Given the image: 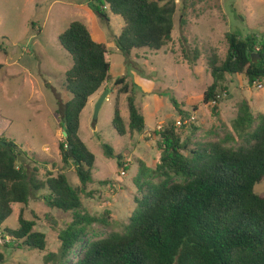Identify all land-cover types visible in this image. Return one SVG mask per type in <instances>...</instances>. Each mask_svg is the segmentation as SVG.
Wrapping results in <instances>:
<instances>
[{"label": "trees", "instance_id": "1", "mask_svg": "<svg viewBox=\"0 0 264 264\" xmlns=\"http://www.w3.org/2000/svg\"><path fill=\"white\" fill-rule=\"evenodd\" d=\"M89 7L103 17L107 8L122 16L124 25L117 46L124 55L142 48L158 51L173 39L175 2L90 0ZM227 39L226 58L221 61L213 54L208 60L213 82L204 93V102L214 104V113L221 103V91L226 90L227 77L245 75L250 85L264 82V37L230 32ZM59 41L74 60L65 75L72 98L61 103L59 110L60 127L67 133L59 144L64 165L57 175L50 171L41 179L39 167L30 165L39 161H31L14 139L0 137L16 155L0 145V264L6 261L2 249L15 248L13 244L18 249L47 251L46 230L38 229V221L25 216L32 195L42 190H47L43 198L51 209L45 219L60 242L57 251L44 255L45 264H264V197L255 188L264 179V113H254L250 100L244 98L238 103L233 129L202 142L195 139L201 127L195 125L182 103L171 97L181 126L167 121L154 131L158 136L157 164L150 167L139 160L133 179L139 195L129 220H114L109 210L93 215L86 209L82 194L96 199L101 193L89 190L94 183L96 156L79 131L90 97L111 79L108 45L96 41L81 21L71 22ZM184 53L191 63L200 57L197 50L194 58ZM253 53L260 55L257 61ZM3 68L0 64V71ZM114 85L117 97L113 125L118 134L145 133L146 118L130 83L120 77ZM122 94H128V122L122 115ZM182 126L190 130L186 137L180 132ZM103 149L106 157L116 158L119 167L129 170L123 155L117 154L112 145L103 143ZM18 155L27 162L22 163ZM70 164L80 180L78 186L67 176L65 166ZM57 167L52 163L53 169ZM14 204L23 205L18 228L4 226L14 212ZM52 210L70 213L71 221L60 226ZM99 228L108 231L88 242L74 259L83 238Z\"/></svg>", "mask_w": 264, "mask_h": 264}, {"label": "rangeland", "instance_id": "2", "mask_svg": "<svg viewBox=\"0 0 264 264\" xmlns=\"http://www.w3.org/2000/svg\"><path fill=\"white\" fill-rule=\"evenodd\" d=\"M89 1L0 0V64L4 65L0 71V137L14 139L31 161H39L37 165L30 162L31 167H39V178L45 179L50 171L58 174L64 165L59 144L65 137L59 110L61 103L72 98L65 75L74 64L59 35L73 21L85 23L96 41L108 45L111 79L90 97L81 116L79 134L96 156L94 183L89 185V190L101 192L96 199H87L82 194V200L93 215L109 210L114 220L128 221L139 195L133 180L138 174L139 160L150 167L157 164L158 136L154 131L167 121L181 126L171 97L182 103L195 125L201 127L195 139L202 142L233 129L238 103L244 98L250 100L254 113H264V82L250 85L245 75L227 77L217 113L212 111L213 103L204 102V93L213 82L209 57L217 54L221 61L226 58L227 34L264 37V0H155L176 4L173 39L161 50L135 49L130 55H124L117 46L124 25L122 16L107 8V16L103 17L89 7ZM196 50L200 57L191 63L184 52L194 58ZM120 77L130 83L136 103L145 115L148 129L143 134L120 136L113 125L117 97L114 84ZM106 89L109 97L95 118L97 102ZM121 110L128 122V94L121 95ZM180 132L186 137L190 130L182 126ZM103 143L112 145L117 154L123 155L129 170L119 167L116 158L105 156ZM42 162L49 164L42 165ZM52 163L58 167L53 169ZM65 167L72 184L80 185L73 165ZM255 188L264 197V179ZM46 194L47 190H42L32 195L25 216L36 219L37 228L46 230L47 251L18 249L13 244L15 248L2 249L5 264H45L44 255L58 250V233L51 230L45 219L51 211L43 198ZM22 207L14 204V212L4 226L19 227ZM52 213L60 226L72 219L70 213L60 210ZM107 231L99 228L86 235L74 259L88 242Z\"/></svg>", "mask_w": 264, "mask_h": 264}, {"label": "water", "instance_id": "3", "mask_svg": "<svg viewBox=\"0 0 264 264\" xmlns=\"http://www.w3.org/2000/svg\"><path fill=\"white\" fill-rule=\"evenodd\" d=\"M252 55H253L255 61H257L258 58L260 57V55H259L258 53H253ZM109 93H110L109 90L106 89V90L102 93L101 97L99 98V100H98V102H97V105H96L95 118H97L98 113H99V111H100V109H101V107H102L104 101L107 100V97H108ZM66 135H67V133L64 132V136H66ZM0 145L6 147V149L10 152V154H11L13 157H16V155L14 154V152L11 150V148H10L9 146H7V144H6L4 141H0ZM17 157H18V159H19L22 163H26V162H27V160H26V158H25L24 156H22V155H18Z\"/></svg>", "mask_w": 264, "mask_h": 264}, {"label": "built area", "instance_id": "4", "mask_svg": "<svg viewBox=\"0 0 264 264\" xmlns=\"http://www.w3.org/2000/svg\"><path fill=\"white\" fill-rule=\"evenodd\" d=\"M258 50H259V48H257V51ZM259 87H262V84H260ZM219 98H222V96L220 95ZM186 122L188 123V121H186ZM2 242H3V238L0 236V243H2Z\"/></svg>", "mask_w": 264, "mask_h": 264}, {"label": "crops", "instance_id": "5", "mask_svg": "<svg viewBox=\"0 0 264 264\" xmlns=\"http://www.w3.org/2000/svg\"><path fill=\"white\" fill-rule=\"evenodd\" d=\"M109 97V96H108ZM108 97H107V99H108ZM3 136V135H2ZM5 136V135H4ZM46 149H48L47 147H46ZM13 208H14V205H13Z\"/></svg>", "mask_w": 264, "mask_h": 264}]
</instances>
